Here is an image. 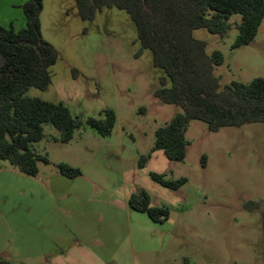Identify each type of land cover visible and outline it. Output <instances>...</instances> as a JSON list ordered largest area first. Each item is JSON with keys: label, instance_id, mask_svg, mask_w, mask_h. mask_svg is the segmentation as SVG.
I'll use <instances>...</instances> for the list:
<instances>
[{"label": "rangeland", "instance_id": "1", "mask_svg": "<svg viewBox=\"0 0 264 264\" xmlns=\"http://www.w3.org/2000/svg\"><path fill=\"white\" fill-rule=\"evenodd\" d=\"M40 20L43 39L60 57L50 70V87L32 88L27 96L63 103L83 123L69 143L57 140L55 127L45 126L44 140L34 145L51 162L40 165L41 176L67 164L84 177L71 182L66 199L79 197V185L87 181L102 188L95 190V200H105L103 193L115 197L121 213H130L125 220L138 236L130 244L135 264H264V124L212 133L205 123L192 121L186 158L172 162L153 150L156 131L181 109L155 97L165 73L154 67L152 52L142 50L129 14L105 8L94 21L84 22L75 0H45ZM241 20L234 15L224 37L206 29L194 32L195 39L206 42L209 55L222 53L224 63L215 68L222 87L264 78V21L250 45L233 48ZM106 109L116 113L117 122L105 138L87 121L103 119ZM142 157L148 161L140 169ZM151 173L187 183L172 190L154 182ZM141 191L149 194L152 207L168 209V221L154 223L147 214L125 210L129 198ZM49 192L40 176L26 177L0 160V262L22 264L9 254L19 235L17 217L55 210L58 197ZM247 202H261L262 208L247 210Z\"/></svg>", "mask_w": 264, "mask_h": 264}, {"label": "trees", "instance_id": "2", "mask_svg": "<svg viewBox=\"0 0 264 264\" xmlns=\"http://www.w3.org/2000/svg\"><path fill=\"white\" fill-rule=\"evenodd\" d=\"M44 1L28 0L22 6L26 28L16 31L0 25V160L27 177H37L40 164H51L34 150V145L45 138L46 125L60 131L57 140L62 143H69L83 126L63 103L27 96L32 88L45 91L50 87V70L60 57L59 51L42 37L40 16ZM75 1L84 22L94 21L105 8L126 11L136 25L142 50H150L154 67L165 73L155 97L163 104L178 106L181 112L156 131L154 151H163L172 162H183L188 145L186 133L192 121L205 123L212 133L228 127L264 124V78L222 87L215 73V68L224 63L222 53L209 55L206 42L194 37L200 29L224 37L233 28L231 18L240 15L239 35L233 48L250 45L264 21V0ZM116 122V113L106 109L103 119L90 118L87 124L106 138L112 135ZM147 161V157L140 159V169ZM205 162L203 156V166ZM57 169L68 179L82 176L80 169L67 164H59ZM151 178L172 190L187 183L186 178L168 181L156 173H151ZM129 206L147 214L154 223L163 224L169 219L168 209L151 206L146 191L133 194ZM245 206L250 211L259 210L262 203L247 202ZM262 220L264 234V212Z\"/></svg>", "mask_w": 264, "mask_h": 264}, {"label": "crops", "instance_id": "3", "mask_svg": "<svg viewBox=\"0 0 264 264\" xmlns=\"http://www.w3.org/2000/svg\"><path fill=\"white\" fill-rule=\"evenodd\" d=\"M27 1L0 0V25L16 31L26 28L22 6ZM40 165L38 176L31 178L40 176L50 195L58 197V204L47 213L17 217L19 235L9 253L11 259L22 264H135V247L131 248L130 244L133 246L138 236L125 220L130 213H125L126 216L121 213L115 197L103 193L105 200H95V190L102 188L94 181H87L79 185V197L66 199L71 182L83 178V173L77 179H68L59 171L42 177ZM126 204L125 210L129 212V201Z\"/></svg>", "mask_w": 264, "mask_h": 264}]
</instances>
